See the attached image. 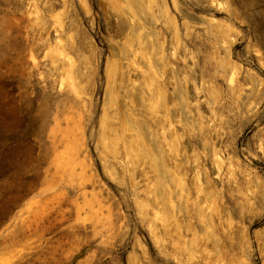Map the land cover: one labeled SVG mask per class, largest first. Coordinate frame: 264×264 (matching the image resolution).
<instances>
[{"label":"rangeland","instance_id":"1","mask_svg":"<svg viewBox=\"0 0 264 264\" xmlns=\"http://www.w3.org/2000/svg\"><path fill=\"white\" fill-rule=\"evenodd\" d=\"M0 264H264V0H0Z\"/></svg>","mask_w":264,"mask_h":264},{"label":"bare ground","instance_id":"2","mask_svg":"<svg viewBox=\"0 0 264 264\" xmlns=\"http://www.w3.org/2000/svg\"><path fill=\"white\" fill-rule=\"evenodd\" d=\"M147 61L149 62V61H150V58H147ZM214 163H215L216 167L219 168V166L221 165V160H220V158H218V157L216 156L215 159H214Z\"/></svg>","mask_w":264,"mask_h":264}]
</instances>
